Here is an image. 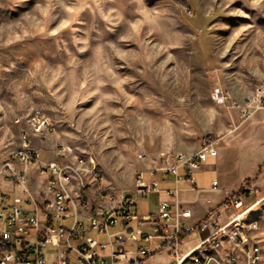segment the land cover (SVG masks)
I'll list each match as a JSON object with an SVG mask.
<instances>
[{
	"label": "rangeland",
	"instance_id": "obj_1",
	"mask_svg": "<svg viewBox=\"0 0 264 264\" xmlns=\"http://www.w3.org/2000/svg\"><path fill=\"white\" fill-rule=\"evenodd\" d=\"M259 85L264 0H0V161L22 146L14 119L39 112L52 130L28 145L91 156L107 193L133 196L138 173L160 180L149 171L190 155L202 136L219 143L232 103L245 105ZM211 176L193 173L199 203L219 197ZM248 186L264 264V191ZM155 204L151 192L132 211ZM53 252L46 245V264ZM168 263L160 253L144 264Z\"/></svg>",
	"mask_w": 264,
	"mask_h": 264
},
{
	"label": "built area",
	"instance_id": "obj_2",
	"mask_svg": "<svg viewBox=\"0 0 264 264\" xmlns=\"http://www.w3.org/2000/svg\"><path fill=\"white\" fill-rule=\"evenodd\" d=\"M232 106L241 108L242 117L250 115L251 108H264V86H257L245 105L233 102ZM14 124L22 146L1 163V170L20 185L26 183L27 167L45 171L46 192L40 200L31 195L24 199L31 204L30 210L10 204L8 195L1 194L0 264H46L48 244L54 250L51 264H144L160 253L169 257L168 264L260 263L254 237L258 222L252 216L256 201L247 202L252 191L247 183L195 220L188 206L191 202L179 196L178 181L185 180L194 189L193 173L208 156L217 154L218 138L202 136L190 155L178 153L169 167L149 171L154 175L161 170L162 180L171 175L174 186L163 189L166 199L158 201L156 211L138 215L132 211L135 197L159 192L161 181L146 182L138 173L133 196L123 192L112 196L101 187L102 174L91 156L78 154L70 146H56L53 158L45 159L40 147L28 145L29 140L50 133L47 117L34 112L17 116ZM88 187L93 200L85 197ZM209 190L220 192L216 178L211 179ZM82 200L89 208L84 219H79L77 205ZM91 232L105 234L106 241H97ZM127 244L135 248L126 250Z\"/></svg>",
	"mask_w": 264,
	"mask_h": 264
},
{
	"label": "crops",
	"instance_id": "obj_3",
	"mask_svg": "<svg viewBox=\"0 0 264 264\" xmlns=\"http://www.w3.org/2000/svg\"><path fill=\"white\" fill-rule=\"evenodd\" d=\"M231 108H233L232 112L234 113V115L231 114L233 124L231 128L222 133V139L217 146V154L215 156H208L203 162L201 169L196 170L208 171L212 174V179L216 178L218 180L220 186L219 197L214 198V200L208 203H199V200L203 198V187H197L196 181L194 189H190L185 180L178 181L177 183V187L180 189V198L184 201L191 202L188 203V206H190L193 213L192 220L201 218L227 195L238 190L243 183H253L255 186L261 187L264 191V169L262 176H258L261 167H264V108H251L250 115L242 118L239 108ZM51 147L45 143L41 148L43 153H46L43 156L45 159L53 158V147ZM3 161H0V201L1 194L5 192L9 197L10 204L30 210L31 204L24 202V199L28 195L35 197L37 200L41 199L40 195L46 192L47 173L37 170L34 166H29L26 168V183L25 185H20L15 183L11 178L4 176V172L1 170V163ZM169 176V178L162 180L164 176L163 174L160 175L161 190L159 192H153L155 194L156 204L155 208L148 213L156 211L159 200L166 199L163 189L174 186L172 176ZM253 194L252 190L247 198L248 203L253 201L255 196ZM85 197L93 200L92 188H86ZM13 198L19 199V203H14ZM88 208L89 206L84 204L83 200L80 202V205H77L79 219H84Z\"/></svg>",
	"mask_w": 264,
	"mask_h": 264
}]
</instances>
